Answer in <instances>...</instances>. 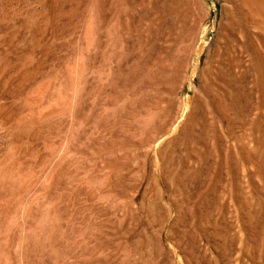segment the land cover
<instances>
[{
	"label": "rangeland",
	"instance_id": "374dc122",
	"mask_svg": "<svg viewBox=\"0 0 264 264\" xmlns=\"http://www.w3.org/2000/svg\"><path fill=\"white\" fill-rule=\"evenodd\" d=\"M240 1L0 0V264H264V0Z\"/></svg>",
	"mask_w": 264,
	"mask_h": 264
},
{
	"label": "bare ground",
	"instance_id": "6f19581e",
	"mask_svg": "<svg viewBox=\"0 0 264 264\" xmlns=\"http://www.w3.org/2000/svg\"><path fill=\"white\" fill-rule=\"evenodd\" d=\"M242 1L245 2L244 4H246V5L248 6L249 10H250L251 13H252V0H242ZM242 1H240V2H242ZM242 3H243V2H242ZM256 7H257V10H258V11H262V10L264 11V5H263L262 3L257 4ZM258 11H257V12H258ZM217 38H218V37H217ZM235 44H236V43H235ZM244 49L246 50V52H247V53L250 55V57H251V65H250L247 69H245V70L243 71V73L252 72V43H251L250 47H249V46H246ZM216 51H217V50H216ZM235 54H236V53H235ZM219 55H220V54H219ZM214 57H215V56H214ZM238 61H239V60H238ZM239 64H240V63H239ZM248 74H249V73H248ZM248 74H247V75H248ZM243 75H244V74H243ZM249 87H250V86H249ZM251 87H252V86H251ZM247 88H248V87H247ZM251 89H252V88H250L249 91H248V96H249V97L251 96V95H250V94H251ZM249 103H250V102H249ZM48 105H49V104H48ZM247 105H248V104H247ZM51 108H52V107H51ZM23 179H24V178H23ZM45 207H46V206H45ZM43 209H44V208H43ZM49 209H50V208H48V210H49ZM46 210H47V209H46ZM44 211H45V210H44ZM51 211H52V210H51ZM30 212H31V211H30ZM42 212H43V211H42ZM42 212H41V213H42ZM49 212H50V211H48V213H49ZM26 213H27V212H26ZM45 213L47 214V212H45ZM28 214H29V213H28ZM46 214H44V215H46ZM50 214H51V213H50ZM53 214H54V212H53ZM53 214H51L52 217L54 216ZM55 214H56V213H55ZM29 215H30V214H29ZM29 215H28L27 217H29ZM44 215H41V216H42V219H43ZM47 215H49V214H47ZM56 216H57V215H55V217H54V219H55L54 221H56V219H57ZM45 217H46V216H45ZM45 217H44V218H45ZM48 217H49V216H47V218H48ZM42 219H41V220H42ZM43 220H44V219H43ZM43 220H42V221H43ZM45 220H46V218H45ZM26 221H27V220H26ZM42 221H39V222L37 223L36 227H37V226L39 227V226L42 225V224H45V223L47 224V223H48V222H44V223H42ZM46 221H49V224H50V221H51V220H46ZM57 222H58V221H57ZM27 223H28V222H27ZM27 223H26V224H27ZM35 223H36V222H35ZM51 223L54 224V222H51ZM55 223H56V222H55ZM53 224H50V229H49V227L47 228V230L49 229V230H48L49 233H48V234L45 233V234H47V236H46V238H45V241H46V242H43L44 239H42V240H41L42 242H40L42 245H43L44 243H45V244L48 243V246H49L50 248H53V247H54V245H53L54 243H53V244L50 243L51 241L49 240V239L51 238V234L54 232V231H53V232L51 233V231H52L53 229H57V228H53ZM56 224H57V223H56ZM56 224H54V225H56ZM24 225H25V224H24ZM25 226H26V225H25ZM33 226H34V225H33ZM33 226H32V227H33ZM27 227H28V226H27ZM29 227H30V225H29ZM29 227H28V229H29ZM32 227H31V228H32ZM36 227H35V228H36ZM45 227H46V225H45ZM54 227H55V226H54ZM57 227H58V226H57ZM41 228H42V227H41ZM43 228H44V226H43ZM43 228H42V229H43ZM24 229H25V228H24ZM38 229H39V228H38ZM26 230H27V229H26ZM33 230H34V229H33ZM40 230H41V229H40ZM43 230H44V229H43ZM43 230H42L41 232H43ZM29 231H30V230L25 231V232H24L25 235L23 234L22 236H25V237H26V235H28L27 232L29 233ZM31 231H32V230H31ZM60 231H61V230H60ZM34 232H35V231H34ZM37 232L40 233V231H37ZM37 232H36V233H37ZM36 233H35V235H34V238H35V236H36ZM39 233H38V235H39V237H40V234H39ZM54 233H55V234H54ZM54 233H53V234L56 235V230H55ZM30 234H31V233H30ZM30 234H29V235H30ZM42 234H43V233H42ZM42 234H41V235H42ZM49 234H50V238H49ZM53 234H52V235H53ZM57 234H58V232H57ZM29 235H28V236H29ZM32 235H33V233H32ZM28 236H27V237H28ZM30 236H31V235H30ZM43 236H44V235H43ZM43 236H41V238H42ZM25 237H24V238H25ZM31 237L33 238V236H31ZM31 237H30V238H31ZM37 237H38V236H37ZM39 237H38V238H35V239L37 240V239H39ZM28 238H29V237H28ZM30 238H29V240L31 241ZM34 238H33V239H34ZM43 238H44V237H43ZM52 238H53V236H52ZM53 239H54V238H53ZM53 239H52V240H53ZM29 240L27 239L28 242L25 241V240H24V241H25V243H26V242L29 243V242H30ZM32 241H33V240H32ZM39 241H40V239H39ZM35 242H36V241L34 240L33 243L36 244L37 242H36V243H35ZM53 242H54V241H53ZM66 242H67V241H66ZM38 244H39V243H38ZM41 244H40V245H41ZM40 245H39V246H40ZM51 245H53V247H51ZM29 246H30V243H29ZM44 246H47V244L44 245ZM44 246H43V247H44ZM33 247H34V246H33ZM41 247H42V246H41ZM50 248H48V249H50ZM56 248H57V247H56ZM29 249H30V248H29ZM39 249H40V248H38V250H37L38 252H39ZM54 249H55V248H54ZM56 252H57V251H56ZM53 253H54V252H53ZM56 254H57V253H55V255H56ZM56 257H57V256H56ZM32 264H33V263H32ZM57 264H58V263H57Z\"/></svg>",
	"mask_w": 264,
	"mask_h": 264
}]
</instances>
